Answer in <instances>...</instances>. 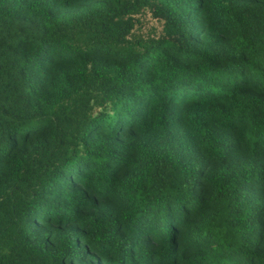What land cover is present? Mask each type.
<instances>
[{
	"label": "trees",
	"instance_id": "trees-1",
	"mask_svg": "<svg viewBox=\"0 0 264 264\" xmlns=\"http://www.w3.org/2000/svg\"><path fill=\"white\" fill-rule=\"evenodd\" d=\"M0 264H264V0H0Z\"/></svg>",
	"mask_w": 264,
	"mask_h": 264
},
{
	"label": "rangeland",
	"instance_id": "rangeland-1",
	"mask_svg": "<svg viewBox=\"0 0 264 264\" xmlns=\"http://www.w3.org/2000/svg\"><path fill=\"white\" fill-rule=\"evenodd\" d=\"M135 17L137 21L134 25V33L142 36H155L160 32V21L152 17L147 10L140 11Z\"/></svg>",
	"mask_w": 264,
	"mask_h": 264
}]
</instances>
